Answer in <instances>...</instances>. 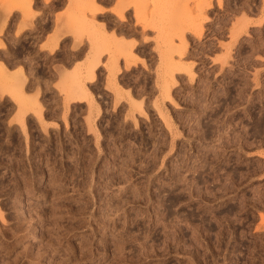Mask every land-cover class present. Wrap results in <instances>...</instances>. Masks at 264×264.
Instances as JSON below:
<instances>
[{
	"label": "rangeland",
	"instance_id": "obj_1",
	"mask_svg": "<svg viewBox=\"0 0 264 264\" xmlns=\"http://www.w3.org/2000/svg\"><path fill=\"white\" fill-rule=\"evenodd\" d=\"M263 93L264 0H0V264H258Z\"/></svg>",
	"mask_w": 264,
	"mask_h": 264
},
{
	"label": "bare ground",
	"instance_id": "obj_2",
	"mask_svg": "<svg viewBox=\"0 0 264 264\" xmlns=\"http://www.w3.org/2000/svg\"><path fill=\"white\" fill-rule=\"evenodd\" d=\"M61 57V56H60ZM64 57V56H63ZM70 58V57H69ZM73 58V57H72ZM69 60V59H68ZM73 60V59H72ZM95 63H93V65L91 66V69H89V67L90 66H88V73H89V75H90V72H91V76H90V78H91V80H94L95 79V69L97 68V66H99V58H95ZM90 65V64H89ZM168 66V69H171V70H175V69H183L184 67H185V65L184 64H182V63H177V62H175V61H170L169 62V64H167ZM5 66V65H4ZM5 68V67H4ZM87 70H86V73H87ZM17 77L15 78V80L16 81H18V83L17 84H19L20 86H23L24 85V83H25V81H26V78H27V76H25V74L21 71V73L19 72V74L18 75H16ZM228 79V78H227ZM229 80V79H228ZM174 82H173V84H176V81L175 80H173ZM96 82V81H95ZM236 82V81H235ZM238 82H236V84H237ZM18 86V85H17ZM79 86H81V85H79ZM78 86V87H79ZM84 87V88H83ZM79 91V93H80V90H82L81 91V96H78V98H76V99H78V101H84L85 99H83V98H85L86 96H87V94H88V91L86 90V88H85V85H83L80 89H78ZM230 90V89H229ZM83 92H84V95H83ZM77 93V92H76ZM74 94H75V92H74ZM264 94V93H263ZM77 95H78V93H77ZM232 95V94H231ZM231 95L229 96L230 98H233V96H234V98L233 99H236V98H238L237 96H236V98H235V95H232V97H231ZM85 96V97H84ZM228 96L226 97V98H228ZM28 97V96H27ZM76 97V96H75ZM254 98H255V96H254ZM252 99V98H251ZM262 99H263V101H264V98L262 97ZM17 100H19L18 101V103L20 104L19 106H21L22 107V109L24 108V107H26V109H28V108H35L40 114H41V112H42V110H43V107H42V103H41V101L38 99V97H37V95L36 96H30V97H28V98H26V96L24 95V97L23 98H19V99H17ZM227 102L226 103H228V101L230 102L231 100H226ZM236 101V100H235ZM253 101H255V100H252V104L254 103ZM262 101V100H261ZM234 102V101H233ZM251 105V104H250ZM254 106H255V104H254ZM254 106H253V108H254ZM253 108H251V106H250V111H251V109L254 111V109ZM21 109V108H20ZM31 110V109H30ZM27 111V110H26ZM253 111H251V113H253ZM255 112V111H254ZM23 114H25V112L23 111ZM253 114H255V113H253ZM256 115V114H255ZM255 115H253V116H255ZM253 116H252V118H253ZM22 117H24V115L22 116ZM238 117V116H237ZM260 117V116H259ZM262 118V119H261ZM261 118H258L257 117V119L255 118V120H253V122H254V130L256 129V128H258V127H262L261 125V123H263V125H264V122H261V120H264L263 119V117H261ZM240 119V118H239ZM254 119V118H253ZM252 126H253V124H252ZM210 132V131H209ZM244 132V131H243ZM211 133H213V131L211 132ZM241 134L240 135H242V132H240ZM253 133V132H252ZM206 134V133H205ZM256 134V133H255ZM240 135H239V137H240ZM244 135V134H243ZM257 135V134H256ZM256 135H255V137H256ZM10 136V135H9ZM206 136H209L210 138H212L211 137V135H206ZM213 136V135H212ZM234 137V136H233ZM232 137V139L234 140V138ZM243 137V136H242ZM254 137V138H255ZM236 138L239 140L240 138H238V136L237 137H235V140H236ZM253 138V137H252ZM257 139H255V141H256ZM252 141V140H251ZM250 141V144H252V143H255L254 142V140H253V142H251ZM235 142V141H234ZM239 142H240V140H239ZM243 142L244 141H242V142H240L241 143V149L242 148H245L244 147V144H243ZM237 143H238V141H237ZM239 143V144H240ZM249 143V142H248ZM246 144V143H245ZM240 146V145H239ZM246 146V145H245ZM240 148V147H239ZM238 148V149H239ZM241 149H240V152H238V153H242L241 152ZM243 150V149H242ZM238 151V150H237ZM236 151V152H237ZM235 209V207L234 206H232V205H230L229 207H228V209H227V211L229 212H231V210L233 211ZM225 210V209H224ZM226 211V210H225ZM239 238H236V241H237V243L239 242V244L241 243V241H239L238 240ZM256 253V252H255ZM257 253H260L259 251L257 252ZM256 253V254H257ZM262 254V253H261ZM261 254H259V255H261ZM258 255V254H257ZM256 258V257H255ZM261 258V257H260ZM262 260H264L263 258H262ZM261 260V261H262ZM261 261H257L258 262V264H260L261 263ZM260 262V263H259ZM264 263V262H263ZM234 264H237V263H234Z\"/></svg>",
	"mask_w": 264,
	"mask_h": 264
},
{
	"label": "crops",
	"instance_id": "obj_3",
	"mask_svg": "<svg viewBox=\"0 0 264 264\" xmlns=\"http://www.w3.org/2000/svg\"><path fill=\"white\" fill-rule=\"evenodd\" d=\"M64 38V37H63ZM62 48V47H61ZM38 52H40V54H42V55H40V54H38ZM38 52H37V57L36 58H45V56H47V57H51L50 55L51 54H49V52L45 55H43V51L41 50V49H38ZM60 52V48H57V50H56V52H55V56H57L56 58H67V57H65L64 55H59L58 53ZM52 54L54 53V52H51ZM61 56V57H60ZM64 56V57H63ZM51 58H54V56L52 55V57Z\"/></svg>",
	"mask_w": 264,
	"mask_h": 264
}]
</instances>
